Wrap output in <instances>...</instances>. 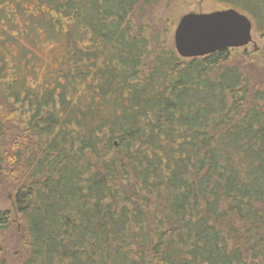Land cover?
Segmentation results:
<instances>
[{"label":"trees","instance_id":"obj_1","mask_svg":"<svg viewBox=\"0 0 264 264\" xmlns=\"http://www.w3.org/2000/svg\"><path fill=\"white\" fill-rule=\"evenodd\" d=\"M163 1L0 0V264H264V45L184 58Z\"/></svg>","mask_w":264,"mask_h":264},{"label":"water","instance_id":"obj_2","mask_svg":"<svg viewBox=\"0 0 264 264\" xmlns=\"http://www.w3.org/2000/svg\"><path fill=\"white\" fill-rule=\"evenodd\" d=\"M253 22L235 8L183 15L174 31V46L184 58L204 56L253 42Z\"/></svg>","mask_w":264,"mask_h":264},{"label":"rangeland","instance_id":"obj_3","mask_svg":"<svg viewBox=\"0 0 264 264\" xmlns=\"http://www.w3.org/2000/svg\"><path fill=\"white\" fill-rule=\"evenodd\" d=\"M161 9L158 10V18H160L163 27L170 31V41L174 42V31L180 18L189 12H212L224 9L223 6L214 0H165L162 2ZM160 11V12H159ZM36 26V24H35ZM12 31L13 28H10ZM40 30V29H38ZM253 42L245 46V48L253 49L264 45V35L261 32L252 30ZM55 43L44 41L38 48L39 55L43 57L41 66L39 67L38 77L42 78L45 72L47 62L52 60ZM9 202L3 198V208L9 207Z\"/></svg>","mask_w":264,"mask_h":264}]
</instances>
